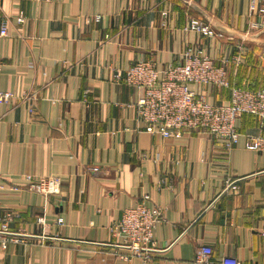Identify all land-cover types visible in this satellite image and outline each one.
Returning a JSON list of instances; mask_svg holds the SVG:
<instances>
[{
  "label": "crops",
  "instance_id": "0c3cea01",
  "mask_svg": "<svg viewBox=\"0 0 264 264\" xmlns=\"http://www.w3.org/2000/svg\"><path fill=\"white\" fill-rule=\"evenodd\" d=\"M251 1L0 0V89L18 97L0 108V216L13 215L18 241L0 248V264H192L203 245L214 264H264V155L246 148L262 120L239 118L230 152L203 132L165 139L146 132L138 92L116 78L197 48L231 86L264 89V16ZM194 20L214 36L185 31ZM192 89L230 101L227 89ZM27 176L57 191L31 189ZM145 197L164 218L154 236L163 251L148 262L110 230Z\"/></svg>",
  "mask_w": 264,
  "mask_h": 264
},
{
  "label": "built area",
  "instance_id": "2783aa9c",
  "mask_svg": "<svg viewBox=\"0 0 264 264\" xmlns=\"http://www.w3.org/2000/svg\"><path fill=\"white\" fill-rule=\"evenodd\" d=\"M258 0L251 1V9H257ZM258 15L264 16V0H261ZM167 13H163L165 27ZM100 18H97L99 21ZM21 21V20H20ZM256 26L253 25L251 29ZM185 31H195L206 37L214 36L209 25L192 21ZM7 26H3L1 36H7ZM182 63L168 65L158 69L151 61L142 59L126 72H118L116 78L124 81L138 92L133 108L137 119L145 125L146 132L159 135L165 139L182 140L186 135L203 132L212 140L222 142L230 152L240 140L237 121L244 115L260 118L264 126V89L234 87L228 80L225 67L218 66L207 53L197 48H188L181 54ZM1 70V69H0ZM193 86H212L216 89L230 91L227 104H215L199 95ZM26 97L19 99L24 100ZM14 93L0 89V108L17 101ZM246 148L264 155V132L259 135L247 136ZM95 172L98 169H94ZM31 189L42 194L55 193L56 186L49 180H33L27 176ZM236 180L229 183L228 188L234 189ZM166 180H163L165 183ZM145 197L137 206L125 209L118 222L110 230L122 239L121 247L127 249L132 256L145 261L152 259L153 253L163 251L154 240L155 230L164 221L161 210L152 212L146 205ZM12 214L0 216V248L17 243L15 234L10 232L9 223ZM62 223V219H59ZM262 234L264 236V225ZM192 264H214L213 250L210 246H201ZM220 264H241L232 257L222 258Z\"/></svg>",
  "mask_w": 264,
  "mask_h": 264
}]
</instances>
